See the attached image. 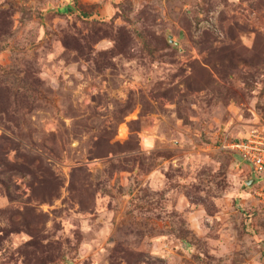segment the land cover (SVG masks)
Instances as JSON below:
<instances>
[{"label":"rangeland","instance_id":"374dc122","mask_svg":"<svg viewBox=\"0 0 264 264\" xmlns=\"http://www.w3.org/2000/svg\"><path fill=\"white\" fill-rule=\"evenodd\" d=\"M259 123L264 0H0V264H264Z\"/></svg>","mask_w":264,"mask_h":264},{"label":"built area","instance_id":"2783aa9c","mask_svg":"<svg viewBox=\"0 0 264 264\" xmlns=\"http://www.w3.org/2000/svg\"><path fill=\"white\" fill-rule=\"evenodd\" d=\"M218 148L237 156L256 174L254 195L264 209V123L252 126L244 136L225 134Z\"/></svg>","mask_w":264,"mask_h":264},{"label":"water","instance_id":"95a60500","mask_svg":"<svg viewBox=\"0 0 264 264\" xmlns=\"http://www.w3.org/2000/svg\"><path fill=\"white\" fill-rule=\"evenodd\" d=\"M259 178L256 176L255 173L251 172V176L250 178L246 181V183L249 185V186H254L257 182H258Z\"/></svg>","mask_w":264,"mask_h":264},{"label":"crops","instance_id":"0c3cea01","mask_svg":"<svg viewBox=\"0 0 264 264\" xmlns=\"http://www.w3.org/2000/svg\"><path fill=\"white\" fill-rule=\"evenodd\" d=\"M245 169H247L248 171H250V167H249V166L245 167ZM250 172H251V171H250Z\"/></svg>","mask_w":264,"mask_h":264},{"label":"trees","instance_id":"16d2710c","mask_svg":"<svg viewBox=\"0 0 264 264\" xmlns=\"http://www.w3.org/2000/svg\"><path fill=\"white\" fill-rule=\"evenodd\" d=\"M64 10H65V12H67L69 10V8L66 7Z\"/></svg>","mask_w":264,"mask_h":264}]
</instances>
